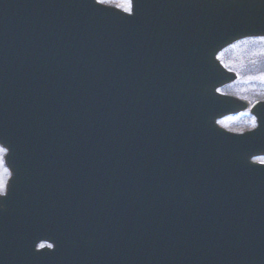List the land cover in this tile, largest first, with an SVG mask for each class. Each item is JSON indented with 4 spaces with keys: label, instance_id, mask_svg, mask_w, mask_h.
Segmentation results:
<instances>
[{
    "label": "water",
    "instance_id": "obj_1",
    "mask_svg": "<svg viewBox=\"0 0 264 264\" xmlns=\"http://www.w3.org/2000/svg\"><path fill=\"white\" fill-rule=\"evenodd\" d=\"M132 9L0 0V264H264V102L217 123L250 108L217 55L264 0Z\"/></svg>",
    "mask_w": 264,
    "mask_h": 264
},
{
    "label": "rangeland",
    "instance_id": "obj_2",
    "mask_svg": "<svg viewBox=\"0 0 264 264\" xmlns=\"http://www.w3.org/2000/svg\"><path fill=\"white\" fill-rule=\"evenodd\" d=\"M103 3H108L111 5H115L125 11H130V1L129 0H99ZM259 42H264L263 40H257ZM252 42V41H251ZM250 42L246 43L249 44ZM256 47H263V46H256ZM264 49V47H263ZM228 66L231 67L232 70L245 72L247 73L249 70L255 71V70H264V58L262 57V54L260 56H250L247 58H242L239 60L231 59L229 60ZM251 83L244 84L243 86L240 85V83L235 87V89L249 97L253 96H262L264 95V77H253L250 78ZM253 82V83H252ZM253 119L247 114L236 116V117H229L226 118L223 121V125L228 129H234V128H240L246 124L253 123ZM6 151L0 146V192L3 194L6 191V184L10 177L9 170L4 164V155ZM257 161L264 162V157H259L256 159Z\"/></svg>",
    "mask_w": 264,
    "mask_h": 264
},
{
    "label": "flooded vegetation",
    "instance_id": "obj_3",
    "mask_svg": "<svg viewBox=\"0 0 264 264\" xmlns=\"http://www.w3.org/2000/svg\"><path fill=\"white\" fill-rule=\"evenodd\" d=\"M230 49L231 48H228V49L224 50L223 52H221L220 56L221 57L225 56V55L226 56H231V54H229V52H228ZM245 74L246 75L242 76V74L239 73L238 80L236 82H234L233 84H230V85L226 86L225 88H223L222 92L234 94V90L233 89L235 88V86L237 84H239L240 82L244 81V79H243L244 77H246V78H253V77H257V76L263 77L264 76V71H251L248 74L247 73H245ZM246 81L249 83L248 80H246ZM241 115H243V113L239 114V115H236V116H241ZM254 126L255 125L252 123V124L246 125L243 129H242V127L238 128V129H239V131H245V130L253 128Z\"/></svg>",
    "mask_w": 264,
    "mask_h": 264
},
{
    "label": "snow or ice",
    "instance_id": "obj_4",
    "mask_svg": "<svg viewBox=\"0 0 264 264\" xmlns=\"http://www.w3.org/2000/svg\"><path fill=\"white\" fill-rule=\"evenodd\" d=\"M0 194H3L2 192H0Z\"/></svg>",
    "mask_w": 264,
    "mask_h": 264
}]
</instances>
